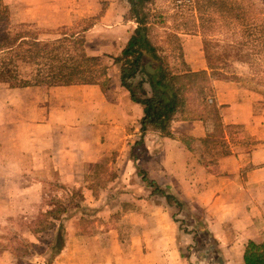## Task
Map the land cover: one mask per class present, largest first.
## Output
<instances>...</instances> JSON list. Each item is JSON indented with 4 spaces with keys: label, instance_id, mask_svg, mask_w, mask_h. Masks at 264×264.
I'll use <instances>...</instances> for the list:
<instances>
[{
    "label": "crops",
    "instance_id": "1",
    "mask_svg": "<svg viewBox=\"0 0 264 264\" xmlns=\"http://www.w3.org/2000/svg\"><path fill=\"white\" fill-rule=\"evenodd\" d=\"M130 36L121 47H108L110 54H120ZM156 53L161 59L157 65L167 74L210 72L214 62H223L204 47L198 32L184 34L179 52ZM144 59L154 71L149 58ZM111 64L105 85L0 90V222L14 209L16 178L75 182L101 164L114 163L121 167L120 177L137 179L119 191L129 195L118 205L121 212L95 232L71 231L73 219L65 223V245L52 264H186L183 249L194 236L173 218L182 208L154 192L140 171L184 203L183 210L213 236L222 257L243 258L248 240L257 241L264 232L263 93L240 79L211 81L231 145L230 153L212 157L209 123L201 116L177 113L168 129L150 126L143 132L144 105L123 86L120 65ZM144 86L151 95L150 83ZM245 145L249 148L241 150Z\"/></svg>",
    "mask_w": 264,
    "mask_h": 264
},
{
    "label": "rangeland",
    "instance_id": "2",
    "mask_svg": "<svg viewBox=\"0 0 264 264\" xmlns=\"http://www.w3.org/2000/svg\"><path fill=\"white\" fill-rule=\"evenodd\" d=\"M0 6H7L11 25L29 24L42 39L73 34L90 55L99 53L107 67L114 60L108 47L114 43L121 47L140 25L133 17L129 0H0ZM219 8L216 0L209 3L205 0H144L140 17L145 19L143 26L156 52L163 56L179 52L184 34L201 33L204 47L223 61L214 62L210 72L215 69L228 76L224 79H240L257 88L264 97L261 41L255 35H248L240 23L225 17ZM211 57L215 60L213 54ZM16 88H22L18 74L0 73V90ZM184 92L185 115L211 116V107L206 106L203 99L205 94L196 85L188 84ZM206 93V101L211 102L213 92L208 89ZM208 123L210 156L230 153L225 124L219 127L211 117ZM240 136L245 138L242 133ZM248 148L247 145L240 147L241 150ZM120 169L114 163L101 164L91 176L75 182L55 177L16 178L12 186L14 209L0 222V254L5 255L1 264H52L55 255L50 254V245L60 224L71 219L74 221L69 224L71 231H100L106 219L121 212L118 205L129 197L119 192L122 187L137 182L136 178L120 177ZM141 174L143 178L142 171ZM144 182L147 181L144 179ZM147 184L154 190V186ZM178 208L182 209L175 212L173 218L185 234L190 238L194 236L183 249L186 264H244L240 257H222L213 236L195 225L199 220L183 207ZM79 217L81 220L76 221ZM96 220L100 221L98 225ZM50 222L54 225H49ZM257 241L264 242V232Z\"/></svg>",
    "mask_w": 264,
    "mask_h": 264
},
{
    "label": "trees",
    "instance_id": "3",
    "mask_svg": "<svg viewBox=\"0 0 264 264\" xmlns=\"http://www.w3.org/2000/svg\"><path fill=\"white\" fill-rule=\"evenodd\" d=\"M134 18L140 24L130 36L127 45L114 56L120 65L121 81L131 93L133 100L144 105L145 114L141 120L142 130L150 126L168 129L169 121L175 114L188 117L185 112L184 91L187 85H196L205 94L204 102L211 107V116L219 127L224 126L221 106L212 99L206 101V90L213 92L211 81L214 78H228L220 72L208 70L167 74L163 71L160 57L151 43L148 30L143 26L141 16L144 0H129ZM197 2L199 0H196ZM214 0H205L206 3ZM225 17L240 23L250 36L261 41L264 47V0H216ZM7 6H0V73L18 74L21 87L32 85H67L75 83H102L108 81L107 65L100 55H90L81 42L72 34L55 39H42L31 25L23 23L11 25ZM145 33V36L142 34ZM257 34V35H256ZM247 43L250 40L246 41ZM144 57H148L154 71L147 69ZM24 64V65H23ZM25 69H21V66ZM28 65V66H27ZM199 79V80H198ZM149 82L152 88L148 94L144 84ZM213 95V94H212ZM208 117V118H207ZM210 137V128L207 139ZM143 178L154 191L163 193L170 203L183 207L184 203L175 195L167 193L143 171ZM59 211V210H58ZM49 225H54L50 222ZM66 239L65 224L60 227L50 245V254L59 253ZM244 264H264V242L249 239L243 253Z\"/></svg>",
    "mask_w": 264,
    "mask_h": 264
},
{
    "label": "water",
    "instance_id": "4",
    "mask_svg": "<svg viewBox=\"0 0 264 264\" xmlns=\"http://www.w3.org/2000/svg\"><path fill=\"white\" fill-rule=\"evenodd\" d=\"M142 34L145 36V33L142 31Z\"/></svg>",
    "mask_w": 264,
    "mask_h": 264
}]
</instances>
